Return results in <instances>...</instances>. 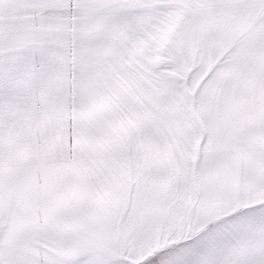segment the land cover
<instances>
[{"label":"snow or ice","instance_id":"snow-or-ice-1","mask_svg":"<svg viewBox=\"0 0 264 264\" xmlns=\"http://www.w3.org/2000/svg\"><path fill=\"white\" fill-rule=\"evenodd\" d=\"M0 264H264V0H0Z\"/></svg>","mask_w":264,"mask_h":264}]
</instances>
